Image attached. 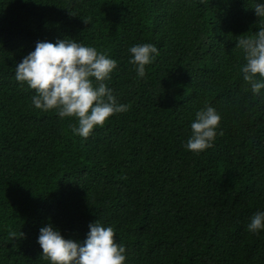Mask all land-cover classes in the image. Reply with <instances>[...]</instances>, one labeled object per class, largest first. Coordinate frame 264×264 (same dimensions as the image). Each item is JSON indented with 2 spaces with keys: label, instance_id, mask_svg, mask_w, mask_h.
<instances>
[{
  "label": "trees",
  "instance_id": "1",
  "mask_svg": "<svg viewBox=\"0 0 264 264\" xmlns=\"http://www.w3.org/2000/svg\"><path fill=\"white\" fill-rule=\"evenodd\" d=\"M256 2L0 0V264H49L42 226L82 242L96 220L125 264H264V230L247 231L264 211V89L251 93L236 48L264 26ZM64 38L117 61L105 83L128 105L87 138L14 78L37 41ZM142 43L159 54L137 78L128 48ZM205 105L221 120L193 153L184 145Z\"/></svg>",
  "mask_w": 264,
  "mask_h": 264
},
{
  "label": "clouds",
  "instance_id": "2",
  "mask_svg": "<svg viewBox=\"0 0 264 264\" xmlns=\"http://www.w3.org/2000/svg\"><path fill=\"white\" fill-rule=\"evenodd\" d=\"M254 15L264 18V0H257ZM253 36L236 40V48L244 53L240 66L243 81L251 93L259 95L264 89V26H258ZM129 64L137 78L145 76V66L159 54L151 43L134 44L128 48ZM117 61L106 52L86 46L76 39L37 41L35 47L15 64V80L34 90L31 105L40 111H55L61 119L75 118L73 135L87 138L91 131L113 114L126 112L128 105L119 103L112 88L105 82ZM221 120L220 114L205 105L196 111L190 122V136L184 145L188 151L199 153L212 146ZM264 230V211L256 212L247 224V231L258 234ZM12 240L15 232L8 233ZM23 236L20 232L19 238ZM36 243L41 258L49 264H125V246L114 239V229L96 220L89 223L85 239H65L59 229L45 224L39 229Z\"/></svg>",
  "mask_w": 264,
  "mask_h": 264
}]
</instances>
